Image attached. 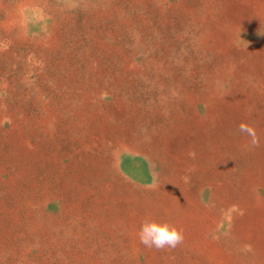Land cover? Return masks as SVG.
I'll return each mask as SVG.
<instances>
[{
  "label": "rangeland",
  "instance_id": "obj_1",
  "mask_svg": "<svg viewBox=\"0 0 264 264\" xmlns=\"http://www.w3.org/2000/svg\"><path fill=\"white\" fill-rule=\"evenodd\" d=\"M0 264H264V0H0Z\"/></svg>",
  "mask_w": 264,
  "mask_h": 264
},
{
  "label": "clouds",
  "instance_id": "obj_2",
  "mask_svg": "<svg viewBox=\"0 0 264 264\" xmlns=\"http://www.w3.org/2000/svg\"><path fill=\"white\" fill-rule=\"evenodd\" d=\"M238 131L246 132L250 129L242 124L238 126ZM137 237L143 246L156 250L175 249L184 240L182 229L168 221L161 222L151 216H145L141 220Z\"/></svg>",
  "mask_w": 264,
  "mask_h": 264
}]
</instances>
